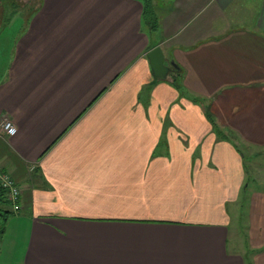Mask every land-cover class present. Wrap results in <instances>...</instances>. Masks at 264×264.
Returning a JSON list of instances; mask_svg holds the SVG:
<instances>
[{
	"label": "crops",
	"instance_id": "0c3cea01",
	"mask_svg": "<svg viewBox=\"0 0 264 264\" xmlns=\"http://www.w3.org/2000/svg\"><path fill=\"white\" fill-rule=\"evenodd\" d=\"M156 1L155 31L144 0H38L0 25V167L22 189L0 264L250 263L234 215L242 147L264 148V0ZM251 218L264 264V193Z\"/></svg>",
	"mask_w": 264,
	"mask_h": 264
},
{
	"label": "rangeland",
	"instance_id": "374dc122",
	"mask_svg": "<svg viewBox=\"0 0 264 264\" xmlns=\"http://www.w3.org/2000/svg\"><path fill=\"white\" fill-rule=\"evenodd\" d=\"M37 1L38 0H0L1 27L3 26L5 19L9 22L11 19L15 18L14 23L11 25L7 24L3 32L6 34L10 33L11 35L15 32L17 33V30L20 27L18 25L20 20L24 16L30 15L33 12L34 7L37 5ZM151 1L156 7L157 1ZM2 54L5 55V51H3ZM238 143L244 144L241 143L240 140H238ZM242 148L246 153V173L247 184L249 185V188L246 191L245 198H241L239 200L238 209L234 215V226H236L237 234L240 236L242 253L246 260L250 261L249 264H257L256 260L254 259L257 250L253 251L252 248L249 249L245 247V245H248L251 242L249 237L251 236L252 222L254 220V218L252 220L251 214L254 207L255 198L258 193H264V148L261 146L248 145L246 148ZM6 209L11 211L12 206L6 207ZM256 220L257 219H255V221ZM231 238L233 239V236H231Z\"/></svg>",
	"mask_w": 264,
	"mask_h": 264
},
{
	"label": "trees",
	"instance_id": "16d2710c",
	"mask_svg": "<svg viewBox=\"0 0 264 264\" xmlns=\"http://www.w3.org/2000/svg\"><path fill=\"white\" fill-rule=\"evenodd\" d=\"M143 17L145 24L151 31H155L159 27V17L157 14V8L154 7L151 0H144ZM181 71H175V74L171 75L174 83L177 82V78L180 76ZM10 202L7 196V192L0 186V235L4 231V225L7 222V218L11 213L6 207H10Z\"/></svg>",
	"mask_w": 264,
	"mask_h": 264
},
{
	"label": "built area",
	"instance_id": "2783aa9c",
	"mask_svg": "<svg viewBox=\"0 0 264 264\" xmlns=\"http://www.w3.org/2000/svg\"><path fill=\"white\" fill-rule=\"evenodd\" d=\"M3 132L7 136H14L17 133V128L11 120L6 119L3 122ZM31 170H34V167ZM0 186L7 192L10 205L12 206V212L19 213L21 210L19 201L22 189L12 177L11 173L5 171L2 167H0Z\"/></svg>",
	"mask_w": 264,
	"mask_h": 264
},
{
	"label": "water",
	"instance_id": "95a60500",
	"mask_svg": "<svg viewBox=\"0 0 264 264\" xmlns=\"http://www.w3.org/2000/svg\"><path fill=\"white\" fill-rule=\"evenodd\" d=\"M153 74L160 80H167L170 73L177 69L178 64L174 61H167L161 46H156L147 54Z\"/></svg>",
	"mask_w": 264,
	"mask_h": 264
}]
</instances>
